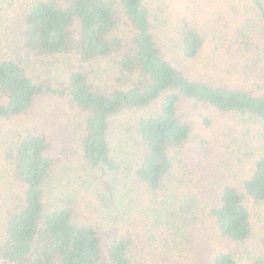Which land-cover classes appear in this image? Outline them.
I'll list each match as a JSON object with an SVG mask.
<instances>
[{
    "label": "trees",
    "instance_id": "trees-1",
    "mask_svg": "<svg viewBox=\"0 0 264 264\" xmlns=\"http://www.w3.org/2000/svg\"><path fill=\"white\" fill-rule=\"evenodd\" d=\"M8 4L15 11L0 17L14 25V54L0 33V264H129L131 228L105 239L97 225L127 214L136 190L146 231L170 253H185L182 241L205 220L220 241L248 239L251 206L264 202V0H225L206 25L150 0ZM36 65L63 75L34 78ZM45 99L62 107L64 133L9 126ZM222 116L238 120L228 140ZM226 141L233 180L211 173L198 185L197 168L218 169ZM211 258L264 264V235L251 259L224 248Z\"/></svg>",
    "mask_w": 264,
    "mask_h": 264
},
{
    "label": "rangeland",
    "instance_id": "rangeland-1",
    "mask_svg": "<svg viewBox=\"0 0 264 264\" xmlns=\"http://www.w3.org/2000/svg\"><path fill=\"white\" fill-rule=\"evenodd\" d=\"M9 0L0 1V17L2 14L7 16H11L15 11V6L13 7L8 4ZM225 0H163V2H159L158 0H150L151 6H160L162 3L171 5L168 11H175L180 7L190 10V13L195 15V18L202 25H206L207 21L212 17L211 13H219V9L221 6H224ZM223 4V5H222ZM12 7V8H11ZM225 17H230L229 12L224 11ZM232 17V16H231ZM13 21H0V33L3 35V47L4 51L12 52L13 48L11 47V41L13 39L12 35V27ZM10 47L12 49H10ZM15 49V48H14ZM13 53V52H12ZM14 54V53H13ZM40 65H36L33 70H31L32 76L37 77L41 76L46 80L47 78L50 81L57 80L56 77L63 75L57 67L47 68L46 70ZM46 100V99H45ZM57 105L56 102H50L48 100H40L35 109H31L23 116L18 118H13L11 121H8L10 127H22V126H33L35 124L44 123L49 131L57 134L64 133L65 125L69 123L68 120L63 119L60 114L61 111L54 106ZM56 108V109H54ZM50 113L48 114V110ZM43 116L47 117L43 118ZM130 114L123 115L120 118V122L127 124L129 122ZM67 117V116H66ZM227 116H222V124H220L221 129L225 130V127L229 128L227 140L229 139L230 131L234 128V123L236 124L237 118L231 117V121L227 120ZM121 125V123H120ZM198 128H200L198 126ZM72 127L70 128V130ZM61 130V131H60ZM70 137L73 138L72 133H70ZM235 140V138H234ZM229 145V146H228ZM231 144L226 142L219 143V152L215 156L218 161L213 159V164L218 163V169H213L211 164L206 165L205 163L202 166L197 168L196 176L198 180V185L206 182V177H208L211 173L217 175L218 177L225 180H233V177L228 175V164L231 162L232 157L230 156V148ZM213 158V157H212ZM211 160V159H210ZM227 168V169H226ZM208 171V175H207ZM137 196L135 201L132 202L131 206L128 208L127 214L125 213L121 218L118 219L117 222H113L111 219L101 220L98 223V228L103 234L106 233V238H110L112 235L110 231L115 233L118 228L121 229L122 224H126L131 228V232L133 234L134 246L131 251V260L129 264H212V253L213 251L224 248L225 250L230 251L233 256L239 261H246L258 255L259 253V239L264 235V202L258 205L251 206V234L248 239L241 243H229L220 241V239L216 238L214 235L213 226L210 225L206 220L199 224L194 225L190 229L191 236L187 237V239L182 241L184 244L183 248H179L180 250H184L185 253L182 255L179 251L170 253L168 250L169 247H163L160 243V240L155 239L156 236H152L150 232H147L145 229V225L141 220L142 214L139 207L135 208L139 202L144 204L145 197L143 195H139L138 191L134 192ZM95 215V214H94ZM117 223V225H115ZM124 229V228H123ZM122 229V231H123Z\"/></svg>",
    "mask_w": 264,
    "mask_h": 264
}]
</instances>
